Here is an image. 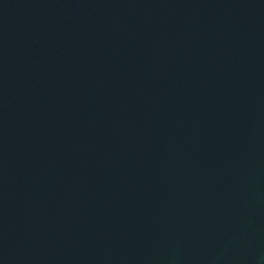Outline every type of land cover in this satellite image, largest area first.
<instances>
[{
  "label": "water",
  "instance_id": "water-1",
  "mask_svg": "<svg viewBox=\"0 0 264 264\" xmlns=\"http://www.w3.org/2000/svg\"><path fill=\"white\" fill-rule=\"evenodd\" d=\"M0 264H264V0H0Z\"/></svg>",
  "mask_w": 264,
  "mask_h": 264
}]
</instances>
